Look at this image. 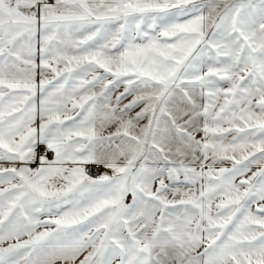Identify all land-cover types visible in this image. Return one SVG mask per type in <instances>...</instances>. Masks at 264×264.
Instances as JSON below:
<instances>
[{
    "label": "snow or ice",
    "instance_id": "6c2138e0",
    "mask_svg": "<svg viewBox=\"0 0 264 264\" xmlns=\"http://www.w3.org/2000/svg\"><path fill=\"white\" fill-rule=\"evenodd\" d=\"M0 264H264V0H0Z\"/></svg>",
    "mask_w": 264,
    "mask_h": 264
},
{
    "label": "built area",
    "instance_id": "2783aa9c",
    "mask_svg": "<svg viewBox=\"0 0 264 264\" xmlns=\"http://www.w3.org/2000/svg\"><path fill=\"white\" fill-rule=\"evenodd\" d=\"M89 170L91 174L95 175L96 172L100 171L101 169H97L95 166H90Z\"/></svg>",
    "mask_w": 264,
    "mask_h": 264
},
{
    "label": "crops",
    "instance_id": "0c3cea01",
    "mask_svg": "<svg viewBox=\"0 0 264 264\" xmlns=\"http://www.w3.org/2000/svg\"><path fill=\"white\" fill-rule=\"evenodd\" d=\"M120 90L122 91L123 89L121 88ZM90 166H91V165H90ZM90 166H88V170H89ZM89 172H90V170H89Z\"/></svg>",
    "mask_w": 264,
    "mask_h": 264
},
{
    "label": "rangeland",
    "instance_id": "374dc122",
    "mask_svg": "<svg viewBox=\"0 0 264 264\" xmlns=\"http://www.w3.org/2000/svg\"><path fill=\"white\" fill-rule=\"evenodd\" d=\"M198 138H199V136H198Z\"/></svg>",
    "mask_w": 264,
    "mask_h": 264
}]
</instances>
